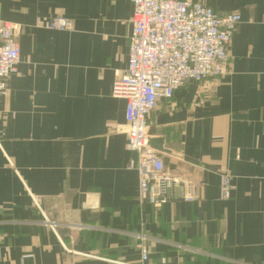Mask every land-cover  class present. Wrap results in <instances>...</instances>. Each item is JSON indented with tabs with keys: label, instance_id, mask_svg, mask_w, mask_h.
<instances>
[{
	"label": "crops",
	"instance_id": "crops-1",
	"mask_svg": "<svg viewBox=\"0 0 264 264\" xmlns=\"http://www.w3.org/2000/svg\"><path fill=\"white\" fill-rule=\"evenodd\" d=\"M193 1L241 24L230 73L185 83L149 116L150 145L184 182L152 206L112 93L133 0H0V21L22 27L0 100V264H264V0Z\"/></svg>",
	"mask_w": 264,
	"mask_h": 264
},
{
	"label": "built area",
	"instance_id": "built-area-1",
	"mask_svg": "<svg viewBox=\"0 0 264 264\" xmlns=\"http://www.w3.org/2000/svg\"><path fill=\"white\" fill-rule=\"evenodd\" d=\"M132 34L126 70L113 84V97L126 100L128 149L136 155L130 168L138 174L139 199L152 206L178 200L173 192L183 180L165 169L162 155L149 141L148 119L159 100H170L187 82L228 75L229 46L241 24L238 13L221 16L193 0H133ZM71 23L55 19L53 31ZM19 24L0 21V100L20 60ZM233 179L220 175V200L229 201ZM194 195L185 198L194 202ZM149 252L142 250V262Z\"/></svg>",
	"mask_w": 264,
	"mask_h": 264
},
{
	"label": "rangeland",
	"instance_id": "rangeland-1",
	"mask_svg": "<svg viewBox=\"0 0 264 264\" xmlns=\"http://www.w3.org/2000/svg\"><path fill=\"white\" fill-rule=\"evenodd\" d=\"M230 64V63H229ZM230 73L229 67H228V74Z\"/></svg>",
	"mask_w": 264,
	"mask_h": 264
},
{
	"label": "water",
	"instance_id": "water-1",
	"mask_svg": "<svg viewBox=\"0 0 264 264\" xmlns=\"http://www.w3.org/2000/svg\"><path fill=\"white\" fill-rule=\"evenodd\" d=\"M153 148V147H152Z\"/></svg>",
	"mask_w": 264,
	"mask_h": 264
}]
</instances>
